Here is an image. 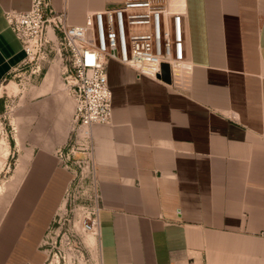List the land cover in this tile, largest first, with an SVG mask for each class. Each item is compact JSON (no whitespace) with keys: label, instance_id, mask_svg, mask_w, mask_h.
Instances as JSON below:
<instances>
[{"label":"crops","instance_id":"1","mask_svg":"<svg viewBox=\"0 0 264 264\" xmlns=\"http://www.w3.org/2000/svg\"><path fill=\"white\" fill-rule=\"evenodd\" d=\"M122 1L53 5L81 25L89 11ZM31 2L0 0V85L26 58L5 12ZM179 3L188 17L187 90L108 62L113 118L91 127L88 162L100 192L93 259L264 264V0ZM73 113L68 91L37 95L28 106L32 147L0 222V264H47L46 237L74 177L57 155L68 149Z\"/></svg>","mask_w":264,"mask_h":264},{"label":"built area","instance_id":"2","mask_svg":"<svg viewBox=\"0 0 264 264\" xmlns=\"http://www.w3.org/2000/svg\"><path fill=\"white\" fill-rule=\"evenodd\" d=\"M5 18L26 52L22 64L52 41L65 56V85L74 102L73 127L68 149H59L57 155L65 167H86L91 172L94 205L82 227L96 235L100 192L88 162L93 152L91 127L113 118L108 62L132 67L138 78L160 81L158 75L167 63L171 83H166L187 90L192 69L186 45L187 10L179 0H123L118 6L89 11L85 24L74 25L68 22L66 9H56L53 0H32L29 10H7ZM80 151L86 158H76Z\"/></svg>","mask_w":264,"mask_h":264},{"label":"rangeland","instance_id":"3","mask_svg":"<svg viewBox=\"0 0 264 264\" xmlns=\"http://www.w3.org/2000/svg\"><path fill=\"white\" fill-rule=\"evenodd\" d=\"M65 65V56L52 41L46 47L38 48L0 85V187L3 188L0 191V222L11 211L18 192L19 182H16L14 172L20 174L23 171L26 162L23 155L32 147L26 136L29 129L28 106L37 95L67 91ZM51 71L54 76L46 80ZM4 140L9 143V155L6 157ZM73 169L74 177L65 192L64 203L46 237L47 264H97L92 252L95 242L92 244L90 241L95 234L84 231L82 227L94 205L91 172L86 167L83 170V167L74 166Z\"/></svg>","mask_w":264,"mask_h":264},{"label":"water","instance_id":"4","mask_svg":"<svg viewBox=\"0 0 264 264\" xmlns=\"http://www.w3.org/2000/svg\"><path fill=\"white\" fill-rule=\"evenodd\" d=\"M158 77L167 83H171L170 67L167 63L162 65V74H159Z\"/></svg>","mask_w":264,"mask_h":264},{"label":"bare ground","instance_id":"5","mask_svg":"<svg viewBox=\"0 0 264 264\" xmlns=\"http://www.w3.org/2000/svg\"><path fill=\"white\" fill-rule=\"evenodd\" d=\"M3 144H4V148L6 149V153H5V154H7V153H8L7 148L9 147V144H8V142H7L6 140L3 141ZM2 189H3V188H2V186H1V187H0V191H1Z\"/></svg>","mask_w":264,"mask_h":264}]
</instances>
